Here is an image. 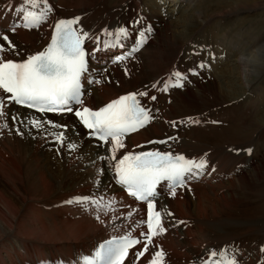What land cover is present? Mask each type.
I'll list each match as a JSON object with an SVG mask.
<instances>
[{"label": "bare ground", "instance_id": "obj_1", "mask_svg": "<svg viewBox=\"0 0 264 264\" xmlns=\"http://www.w3.org/2000/svg\"><path fill=\"white\" fill-rule=\"evenodd\" d=\"M102 1L103 0H78L73 2L72 0L71 2H68L67 0H56L55 4H51L53 11L50 13L48 21L42 24L39 29L26 31L21 27L17 28L14 32L15 36L10 39L16 45L19 43V46H21V43L28 45L26 54L24 55V57H26V55L34 54L46 46L51 25L55 20L70 16H78L80 17L78 22L79 27H81L84 31L89 32L92 37H100L101 46L105 39L110 41L115 40L114 36L108 37L103 35L105 29L114 32L118 26L127 27L128 35L126 37H122L116 47L125 46L124 52L129 51L131 53L137 40H139L136 32L138 29H141L142 24H144L143 16L145 15V9H143L142 12L139 10V0H122V2L125 1L127 6L131 5V9L134 8L133 13H130V11L127 12L126 10L123 14V10L118 11L119 8H116V11L113 14V19L110 22H107L101 19L99 16L100 12H98L97 9V6ZM158 1L159 6H162L166 2V0ZM170 1L172 2L170 5L171 12L175 10V12L180 14V18H178L179 21L175 19L173 20L175 22H172L169 19L172 15L168 12V16L159 21L160 31L162 33V35H160L161 37L157 35L156 39L153 40V44L152 42L148 44H152V47H148V51L147 49L144 50L145 58L143 62L145 72L143 76L145 80L142 82L143 84L141 83L138 87H134L132 89H126L120 86L116 87L113 83L90 84L88 80H95V74L97 71V67L93 64V62L104 60L105 58L104 54L106 52L101 50L97 52L96 55H90L88 57L89 71L82 76V85L84 89V95L82 98L84 104L92 109H96L121 94L147 90L151 95H156L157 100L146 101V98L139 99L146 101L147 106L152 109V113L155 117L153 119L154 121H150L146 127L133 132L124 138L126 151L140 152L150 149L169 150V145H171L170 150L173 152L183 153L192 159H206L208 154L204 156V152H207L208 148L206 151H204V149L207 147V143H209V147H220V145L229 146V148L226 146L228 151L227 153L230 158L234 160V157H240L239 149L242 145L239 143L247 142L248 147L253 148V150L258 148L257 140H255V138H261V135L264 132V123L259 122L257 124V122L253 121L251 123V135H246L244 127V129L241 127L238 130L236 128L237 124H235V126L232 125V127L228 124L224 125L222 115L219 111H217V108L216 111H212L211 115L209 114L211 116L209 118V127L211 128L209 133L206 131L207 133L195 134L194 136L192 135V139L188 137V141H184L186 136L183 137L180 134L174 135L173 132L163 136H157V134L160 135L161 129L170 119V112L175 110V108H180V106L183 108L186 107L190 115H192V113H199L201 109L199 107H195V103L193 102L194 97L201 94L202 90L204 88H209L210 85H212L211 93L214 94L215 97L219 95L216 90H220L219 92L222 94L221 96L229 97V95H233L232 98H229L230 102H238L241 98H244L246 96L245 89L241 87L240 90H238V85L235 84L234 81L229 80V78L234 77L230 73V70H224L225 68L222 69L221 67H227V64L232 61V63H235L233 69L237 72H240V70L244 68L246 69L247 75L256 73L260 64L264 62V39H262L264 38V35H261L260 38L256 40H246L242 43L241 47L224 52L221 62L218 63L220 66H212L213 71H211V69L208 72H204V75L201 74L197 80H191L192 83L190 90L184 88L186 91H184L182 95H178V97L173 100L170 105L167 104L166 106V104H163L165 101L159 102L160 99H158V96L163 94L162 82H171V79L174 77V75L171 74L175 72V69H178V71L182 73V68L178 63V60L181 59L179 56L180 53L191 52V50H197V47L199 48L198 42L191 39L197 36L198 33V31L191 27L192 22L196 20V17L193 15L194 13L190 12L191 16L186 17L189 14H186V12L179 13V8L177 6V3H182V1L187 0ZM191 2H193V0ZM194 2L197 4L196 6ZM194 2L192 3L193 8L201 6L202 8H205L204 11L201 8L202 13H210L206 19H210L215 16H236L237 14H240L238 13L240 10L233 6L225 11L224 14L226 15L220 14L219 10L210 12L212 8H217L216 0H209L205 4L202 1L197 0H194ZM21 3L22 0H0V28L7 30L14 24L20 23V19L16 12H9L8 8L9 5L17 6ZM201 4H204V6ZM150 10V6L148 5L146 11L149 12ZM150 13L152 14L151 11ZM185 17L187 20L186 24L184 21H181V19ZM133 21L137 22L132 23ZM128 23H132V26L129 27ZM146 25L147 24L145 23V26ZM175 28H179L181 31H176V29L172 33L171 38H168V36H166L168 34L167 32ZM181 36L184 37L183 43L175 44L174 40L176 39L177 42H180ZM230 38L231 36L228 35L227 40ZM94 44V39H88V50H91L94 47ZM209 44H211V42H209ZM241 50L246 53L243 60L238 58V53ZM124 52L114 54L108 66L115 62H124L125 59H120V57H124ZM191 53H194V51ZM208 56V59L211 62L212 53H210V55L208 54ZM8 58L19 60L21 59V56L12 55ZM94 58L97 60L95 59L94 61ZM202 62L203 61L200 58L193 59L192 66H198ZM217 62L219 61L217 60ZM203 64H205V62ZM138 77L139 76H137V78ZM206 77H209L210 79L208 82H205L204 85H201L200 81ZM153 83L158 84L157 89H152L151 85ZM238 92L240 94L239 96H236ZM247 96L249 97V95ZM247 103V100H241L239 106H246ZM6 112H9L10 114L12 112H18L22 115L26 114L28 118H48L57 116L58 122H61V117H63L59 114L48 115L35 113L30 110L17 107L14 104L9 105ZM9 118H11L10 115L8 119ZM64 121L67 125L66 133L75 139L76 148L70 150L69 153L66 154L61 164V168L64 171H76L80 169V174L82 175L84 173L85 175H83L88 177L87 182L74 190H69V192H67L68 190L60 191L59 188L58 190H52L53 184L50 179L45 176V173L41 169H37L36 172L39 178L43 179V181L40 180L37 183L42 186V189H39V195L35 198L33 194L38 193L36 191L37 185L33 187L23 183L28 175L25 171L26 158L23 151L20 148H11L7 146L0 150V160L6 161L5 159H8L9 162L13 161V163L11 162V171L14 170V172L18 175V177L13 181L9 177H5L3 174L5 172L0 170V180L2 179L0 183V264H83L82 260L84 258L94 256L95 250L101 241L121 235L122 228L129 231L132 236L135 237H138V233L141 231L142 226L139 222L144 221V204L136 202L133 203L132 199L125 196L120 186L116 185L114 180L111 179V173L106 171V164L97 159V152L101 155L104 154L102 147L99 149L95 148L93 150H86L84 148V150H82V139L86 138L87 140H90V138L87 136V130L79 124L78 119L75 116H71ZM240 130H242V132ZM257 130L258 132H255ZM2 131L7 135V137L10 136V134H8V129H5V131L3 129ZM153 135L156 136L153 137ZM168 137H173L174 139L169 140L168 144L165 145L146 144L147 141L154 138H156V140H160ZM41 140H44L43 134L38 135L35 138L32 150H29L32 151L34 156H37V148ZM97 143L98 142L95 141V146ZM140 143H145L144 147H136ZM222 151L224 150L222 149ZM15 154L19 158H15ZM75 155L78 157V160ZM13 158L15 159L13 160ZM257 160L259 161V157H257ZM252 163V161H249V164ZM71 164H74V166L72 165V168L69 167ZM230 164L223 173L218 170L214 171V169H211L213 166H209L201 177L187 181L184 187L178 188L175 195H171L169 188L167 187L158 188V191L160 190L159 195L161 197L156 200V207L161 211V218L166 231L163 234L156 235L154 237V242L155 245H158L165 253L164 264H191L196 260H200L201 257L207 258L208 252L211 250H217L219 256V250L224 249L228 256L231 257L233 256L230 251L231 247L240 243L244 244L243 241L239 242V238L242 234L247 232L251 235L252 239L258 240L261 244L259 242L256 244H260L259 250H256L254 246H252L251 249L246 247L244 249L245 253H241V257L246 254V256L254 257V259L252 258L245 263H242L240 260L239 263L264 264V253L260 251L261 247L264 246V221H257L260 219L257 218V216H264V198L261 197L264 194V185H259V188H263V194L255 198V200H253L251 204L247 205V207L241 209L242 214L250 221L246 222L244 220H236V217H241L240 211L237 212V210L234 211L232 209L234 212L230 210L231 213H229V211L226 212L224 209L226 207L231 208L232 205L234 203L236 204L240 199L241 191H237L238 187H241V190L246 189L251 191L253 189L250 185L249 178L256 177L257 179L258 174L256 176L253 169L249 172L248 170L238 171L232 163ZM259 164L261 170H264V159ZM99 168H105V172L101 177L97 176ZM218 178L226 179V183L224 185H212L218 181ZM262 181L264 180H261L260 182ZM4 182L9 185L7 187L6 185L4 186ZM67 182L69 183V181ZM186 188H191L193 190L197 189V192H194L192 196H189V194L183 193ZM221 188H227L225 193L220 191ZM51 192L53 193L52 196H48L47 194H50ZM259 192L261 191H256V193ZM82 195H91L97 199L103 198L105 202H107L110 197H115L118 201H122L123 205L118 203L114 206V212L109 210L108 216L101 215V219L104 221L102 223L96 219L95 211L85 210L84 207L75 202L71 204L67 203V201L72 200L74 197ZM29 198L38 199L37 201L51 198L48 202V208L52 211L53 216H56L57 214V219L59 221L61 220L62 222L66 221L67 223H76V220L73 219L76 216L89 221V226L91 227H86L85 225V229L83 230H77L75 232L72 231L73 233L63 231L57 233V236H48V233H36L34 232L36 230L34 226L36 219L34 217L32 219L31 216H28L29 214L33 215L32 211L36 212L41 210V208L43 210L46 209L41 207V205L44 204L43 202H36ZM128 205H131V208L134 209L133 215L130 218L126 215L129 210L127 207ZM54 208H56V210ZM208 211L210 213H207ZM169 213H171V215H169ZM207 215H210L211 217H207ZM43 216L46 218L50 217L47 213H44ZM89 216L93 217V220ZM87 217L91 219H88ZM113 220L115 221V228H117V230H107V232L106 229L108 227H112ZM240 224L246 225L247 228L235 227ZM188 225L194 227V230H191V232H185L184 230L188 227ZM68 235L70 236L68 237ZM160 235L163 238H159ZM138 238L142 243L143 237ZM234 241H236L237 244ZM38 242H41L46 246H43ZM139 246L141 247V244L134 247L130 251L132 256L129 254V256L126 257V264H147L146 257H148V253H145L144 257H139L137 262L133 261V255L137 250H139ZM149 251H152V246H150ZM76 257H79L78 263L75 262Z\"/></svg>", "mask_w": 264, "mask_h": 264}, {"label": "snow or ice", "instance_id": "obj_2", "mask_svg": "<svg viewBox=\"0 0 264 264\" xmlns=\"http://www.w3.org/2000/svg\"><path fill=\"white\" fill-rule=\"evenodd\" d=\"M8 11H15L20 23L14 24L7 32H15L17 28L39 29L49 19L53 8L49 0H22L17 6L9 5ZM80 17L71 19H57L51 31L50 42L43 50L34 54L21 56V52L12 42L7 32L0 33V130L9 128L8 117L11 116V124L15 126L18 121L27 120L26 127L30 126L39 131L44 125L50 128L67 129V125L57 124L50 119L28 118L26 114H10L6 112L9 105H18L22 108L34 110L36 113H73L79 124L87 130V136L98 143L96 148H103L104 154L97 152V159L106 164V171L111 173V179L115 184L132 198V202H140L147 205L146 220L140 221L141 231L138 237H143V242L132 234L121 229L122 234L101 244L96 249L94 256L86 257L83 264H123L128 250L134 245L141 244L136 251L137 258L146 257L147 264H164L165 253L158 245H155L154 237L166 231L161 218V213L155 211V197L157 185L166 182L171 195L176 194L178 188L185 186L187 181L201 177L209 167L205 158L192 159L184 154L169 150L150 149L140 152L126 151L125 137L146 127L155 117L152 109L146 101H156L157 96L151 95L147 90L130 92L120 95L107 104L97 109H92L84 104L82 91V76L89 71L88 57L96 55L101 50L116 47L122 37L128 35V28L118 26L114 32L107 29L103 35L115 37L114 41L105 39L101 46L100 37H92L89 32L77 27ZM133 21L132 23H136ZM150 32V29H149ZM86 39H94L95 44L91 50L84 47ZM146 40L145 33H140L132 52L142 46ZM132 53H129L131 55ZM21 56L15 60L9 56ZM126 57H120L125 59ZM198 67H204L203 64ZM193 75L197 72L191 70ZM172 81L173 87H182L185 76L176 71ZM88 82L100 83L99 80L89 79ZM163 91L169 89V81H164ZM152 89H157L158 84L153 83ZM139 98H146L142 101ZM79 105V107H76ZM173 127L175 121H170ZM183 123V122H181ZM198 123V121H194ZM16 135H23L19 129ZM57 143H63V132H49ZM168 137L162 140H149L148 144H168ZM70 150L75 149V144H68ZM136 147H144L137 145ZM249 153L251 149L247 150ZM94 163V162H93ZM105 168H99L97 176L101 177ZM77 203L85 210H93L96 219L104 222L101 215L108 216L109 210L114 212L116 204L123 205L115 197H110L107 202L103 198L97 199L91 195L76 196L67 203ZM127 217L133 215L134 209L128 205ZM171 215V213H169ZM146 225V229L143 227ZM112 227L116 224L113 220ZM152 246V251H149ZM260 251L264 253V246ZM201 264H239L235 255L229 257L224 249L211 250L207 258L201 257Z\"/></svg>", "mask_w": 264, "mask_h": 264}, {"label": "rangeland", "instance_id": "obj_3", "mask_svg": "<svg viewBox=\"0 0 264 264\" xmlns=\"http://www.w3.org/2000/svg\"><path fill=\"white\" fill-rule=\"evenodd\" d=\"M68 2H71L72 0H67ZM78 0H73V2H76ZM103 0L102 2L99 3L97 6L99 16L103 21L110 22L113 19V14L116 11V8H119L118 11L123 10V14L128 11L130 13H133L134 8L131 9V5H126L125 1L122 2V0H110V1H105ZM130 1V0H129ZM192 0H187V1H182V3H177V6L179 8V13H185L189 14L186 17L191 16L190 12L194 13L193 15L196 17V20L192 22L191 27L194 28L196 31H198L197 36L191 38L198 42L199 48L197 47V50H191L194 51V53L185 52V53H180L179 56L181 57L180 60H178V63L180 67L182 68V73L185 76V80L183 81V86L182 87H173L172 86V81L175 80V76L171 79V82L169 81V89L167 92L163 91V94L158 96V99H160L159 102L165 101L163 104L170 105L173 100H175L178 95H182L184 91H186L184 88H187V90H190L191 87V80H197L198 77L204 72H208L209 70L213 71L212 66H220L218 63L221 62V58L224 54V52L231 51L232 49L239 48L241 47L242 43L246 40H256L260 38L261 35H264V0H216V6L217 8H212L210 12L214 10H219L220 14H224L225 11L230 8V7H235L236 9H239L240 14H237L236 16L230 15V16H215L210 19H206L209 16L208 13H202L201 11V6H197L193 8V2ZM197 1H202L204 4L207 3L209 0H197ZM215 1V0H213ZM56 0H49L50 5L55 4ZM107 2V3H106ZM142 2V3H141ZM196 2V1H195ZM194 2V4H195ZM171 1L166 0V2L162 5L159 6V1L158 0H139V10L145 9V15L144 17V24H142L141 29H138L136 32V35L138 36V39H140V33L143 32L146 35V40L142 43V46L139 47V49L135 52H131V56H134L133 63L127 62L128 60L125 58V61H119L115 62L112 65L108 66V64L111 62V59L114 54L116 53H122L125 50V46L123 47H112L107 49L106 51L103 50V52H106L104 60L108 62L106 65H102V62L104 60H98L96 62H93V64L97 67L96 71V77L95 80H99L100 83H105V84H112L115 85L116 87H123L126 89H132L134 87H138L145 79H144V58H145V53L144 50L147 49L148 47H152L153 40L156 39L157 35L161 37V29H160V20L168 16L169 14L172 15L169 19L172 22H175L173 20L180 18V14L177 12L172 11L171 12ZM198 3V2H197ZM204 4H201L204 6ZM104 5V6H103ZM148 5L150 6V11H146ZM197 4H195L196 6ZM212 5V4H211ZM102 6V7H101ZM104 7V8H103ZM156 7V8H155ZM176 8V9H178ZM173 9V8H172ZM204 11L205 8H202ZM167 12V13H166ZM242 12V13H241ZM177 13V14H176ZM218 13V12H215ZM112 14V15H111ZM166 14V15H165ZM154 17V18H153ZM186 17L181 19V21H184L185 24L187 23ZM123 18V17H122ZM176 20V21H177ZM204 20V21H202ZM183 22V23H184ZM145 23L147 24L145 26ZM197 23V24H196ZM129 24V23H128ZM182 24V23H181ZM200 25V26H197ZM150 29V32H149ZM171 29L168 31L167 35L168 38H171L172 33L176 30ZM176 31H181L179 28ZM7 32V30H4L3 28H0V33ZM9 37H14L15 33L13 32H7ZM230 35L231 38L227 40V36ZM212 36V37H211ZM197 37V38H196ZM264 39V38H262ZM184 41V37L181 36L180 42H177L176 39L174 40L175 44H182ZM150 42H152L151 45ZM211 42V44H209ZM0 43H3L0 41ZM137 43V42H136ZM16 45V44H15ZM19 44L16 45L17 49L21 52V56H24L26 54L27 50V44L21 43V46ZM136 45V44H135ZM143 52V53H142ZM212 53L211 57V62L208 59V54L210 55ZM141 54V55H140ZM183 54V55H181ZM246 53L244 51H240L238 53V58L244 59V55ZM139 55V56H138ZM14 56V55H13ZM142 56V57H141ZM140 58V59H139ZM200 58L203 62H205L204 67H198V66H192V60L193 59H198ZM96 58H94L95 61ZM97 60V59H96ZM207 60V61H206ZM217 60L219 62H217ZM137 62V63H136ZM122 65V66H121ZM135 65V66H134ZM132 66V67H131ZM139 66V67H138ZM235 66V63H230L227 64V67H221L222 69L225 68L224 70H230V73L232 76L229 78V80L234 81L235 84L238 85L237 89L240 90L241 87H243L246 91V96L244 98H241V100H247L248 103L246 106H239L240 101L238 102H230L229 98H232V96L229 95V97L226 96H221L220 90H216L217 93L219 94L217 97H215L214 94L211 93V87L212 85L209 86V88H204L202 90V93L199 95H196L194 97V103L195 107H199L201 110L199 113H192V115L189 114L187 111L186 107L180 106V108H175V110L170 112L169 115V120L165 123V126L161 129L160 133L162 131L164 133L162 134H157V136L161 135H168V133H172L174 135L180 134L181 136L185 137L184 141H188L192 139V135L194 136L195 134H200V133H207L206 131L211 130L210 126V121L209 118L211 117L212 111H219L222 115L223 123L224 125H234L237 124L236 128L239 130L241 127L245 128L246 130V135H251V123L259 122L264 123V62H262L258 68V71L254 74L247 75L246 69H241L240 72H237L236 70L233 69ZM108 68V69H107ZM129 68H133L132 71ZM107 69V71H105ZM117 72H116V70ZM195 69L197 74L193 75L192 71ZM125 70V71H122ZM136 70V71H135ZM244 70V71H243ZM178 71V69H175V72ZM117 73V74H116ZM132 73V74H131ZM211 74V72H210ZM133 75V76H132ZM141 75V76H140ZM117 76V77H116ZM137 76H139L137 78ZM131 77V78H130ZM143 77V78H142ZM135 78V79H133ZM113 79V80H112ZM115 79V80H114ZM128 79V80H127ZM131 79V81H130ZM210 78L206 77L202 81H200L201 85H204L205 82H208ZM135 80V81H134ZM228 80V81H229ZM139 81V82H138ZM128 82V83H127ZM222 82V81H220ZM121 84V85H120ZM143 84V83H142ZM124 85V86H122ZM194 89V87H193ZM197 91V90H196ZM239 92L236 94V96H239ZM249 95V97L247 96ZM235 96V95H234ZM247 98V99H245ZM195 109V108H194ZM158 112V111H157ZM196 112V111H195ZM15 112H12L11 114H14ZM70 114V115H69ZM62 113L59 115H62V121L58 122V117L57 116H52L48 118H42V119H50L54 121L57 124L61 125H66V122L64 121L65 119L70 118L71 116H75L73 113ZM210 114V115H209ZM197 115V116H195ZM181 116V117H180ZM199 117V118H198ZM175 118V119H174ZM9 121V127L8 128V134H10L9 137L5 133H3L2 130H0V150L4 149L6 146L11 147V148H20L23 153L25 154L26 158V163H25V171L26 174V180L23 182L25 184H28L30 186L35 187L37 185L36 191L38 192L39 189H42V186L37 184L40 180L43 181V179L39 178L36 170L41 169L47 178L50 179V181L53 184L52 190H55L59 188V190H65L69 192V190H74L79 186H82L85 182H87L88 177L83 176L80 174V169L73 171V170H68L64 171L61 168V164L66 156V154L69 153L70 149L67 147L68 144L72 143L75 144V139L71 136H69L66 133V130L63 128H55L52 129L50 128L49 125H44L42 129L37 131L36 129L31 128L30 126L26 127L25 125L27 124V120H23L21 122H17L15 126L11 124V118L8 119ZM154 121V120H153ZM170 121H175L176 126L173 127L172 124L169 122ZM194 121H198V123H194ZM183 122V123H181ZM208 125V126H207ZM249 125V126H248ZM168 126V127H167ZM167 127V128H166ZM243 128V129H244ZM251 128V129H250ZM19 129L21 132H23V135H16L15 130ZM242 129V130H243ZM248 129V130H247ZM12 132H11V131ZM242 130H240L242 132ZM5 131V129H4ZM250 134H249V132ZM38 132V133H37ZM49 132H56L60 133L63 132L65 139L63 143H57L54 138L49 135ZM255 132H258L255 131ZM34 133V134H33ZM67 135H66V134ZM43 134L44 140H41L39 145H38V152L36 153L37 156H34L32 153V146L35 138L38 135ZM6 135V136H5ZM37 135V136H36ZM264 132L261 135V138L256 137L255 140H257V145L258 148L254 149L248 147L247 142H242L239 143L240 145V157L238 158L234 157V160H232L227 153L226 146L227 145H220L219 146H208L209 143H207V147L204 149L208 148L207 152H204V156L208 154V157L206 158L208 165L213 166L211 169L214 171L218 170L221 173H223L227 167L229 166L230 163H232L238 171H251V169L254 170V174H258V178L256 177H250V185L253 187L251 191L242 189L241 187H238L237 191H241V197L237 201V203L233 204L232 207H226L224 210L226 212L229 211H236L241 212V209L244 207H247V205L251 204L255 198L259 197L261 194H263L262 189L264 188H259V185H264V181L260 182L261 180H264V170H261L260 167V162L264 159ZM155 136V135H153ZM29 137V138H28ZM32 137V138H31ZM73 138V139H71ZM157 138V137H156ZM82 139V137H81ZM83 141V148L86 150H93L96 148L95 146V139L90 138V140L82 139ZM87 140V141H86ZM10 141V143H9ZM97 142V141H96ZM88 143V144H87ZM206 143V142H205ZM247 143V144H246ZM40 147V148H39ZM229 148V146H227ZM222 149L224 151H222ZM226 149V152H225ZM251 149V152L249 153L247 150ZM81 150V151H82ZM227 154V155H225ZM76 156V155H75ZM15 158H19L14 155ZM257 157H259V161L257 160ZM9 158V157H8ZM13 158V160L15 159ZM76 159L78 160V157L76 156ZM6 161H1V166L0 170L4 171L3 173L5 177H9L13 181L18 177V175L14 172V170L11 171V162L13 161H8V159H5ZM249 161H252V164H249ZM74 164H71L69 167L72 168ZM231 165V164H230ZM232 165V167H233ZM239 167V168H238ZM264 168V167H263ZM242 174V173H241ZM253 174V173H251ZM253 174V175H254ZM247 175V174H246ZM245 176V175H244ZM66 179H65V178ZM260 177V178H259ZM262 178V179H261ZM63 179V180H62ZM69 179V180H68ZM2 180V179H1ZM0 180V183H1ZM69 181V183L67 181ZM210 182V181H209ZM208 182V183H209ZM226 183V179L224 178H218V181L215 184L212 185H218L222 184L224 185ZM6 187L9 185L4 182V186ZM66 187V188H65ZM63 188V189H62ZM187 189V190H186ZM186 192L184 190V194H189V196H192L194 192H197L196 190H193L191 188H186ZM227 188H221L220 191H223L225 193V190ZM256 191H261L259 193H256ZM58 192V191H57ZM76 192V191H75ZM52 192L50 194H47L48 196H52ZM34 197L36 198L39 195V192L37 194H33ZM264 195V194H263ZM261 196L264 198V196ZM50 196V197H51ZM56 197V196H55ZM161 197V196H160ZM54 198V197H53ZM158 198V197H157ZM156 198V199H157ZM31 199V198H29ZM51 198L49 199H43L40 201H37L38 199H31L36 202H43L44 204L41 205V207H44L46 210H41L39 211H44V213H47L50 215V217L46 218L43 216V211H32V214H29L28 217H33L36 219L35 223V228L36 230L34 232H41L44 234L49 235H55L57 236V233L67 231L69 233H73L77 230H83L86 227H91L89 226V221L85 219H81V217H74L73 219L76 220V223H67L66 221H59L57 219V214L56 216H53L52 211L48 208V202ZM160 199V198H159ZM47 206V208H46ZM56 210V208H54ZM233 209V210H232ZM223 210V211H224ZM231 210V211H230ZM233 211V212H234ZM207 213H210L209 211ZM223 213V212H222ZM228 213V214H229ZM227 214V215H228ZM91 217V216H89ZM207 217H211L210 215H207ZM88 218V217H87ZM93 220V217H91ZM88 218V219H91ZM260 218L257 221H264V216L263 217H258ZM236 220H244L246 222H249L247 217H245L242 212H241V217H236ZM91 221V220H90ZM92 224V223H91ZM235 227H244L247 228L246 225H236ZM104 228V227H103ZM107 230H115L113 227H109L106 229ZM191 230H194V227H191L188 225V227L184 230L185 232H191ZM73 231V232H72ZM96 232H102V231H96ZM108 232V231H107ZM231 232V231H230ZM70 235H68L69 237ZM159 238H163L161 235ZM239 242L243 241L244 244H238L234 245L231 247L230 251L232 252L233 255L238 259V261L241 260L242 263H245L254 257H248L246 254L241 257V253H245L244 249L246 247L250 248L254 246L256 250H259V245L261 242L258 240L252 239L251 235L247 232L244 233L240 236ZM236 242V241H234ZM233 242V243H234ZM258 243V245H256ZM39 244L44 245L41 242H38ZM237 244V242H236ZM78 258H75V262L78 263ZM135 260V257H133ZM137 261V260H135ZM253 261V260H252ZM62 262V261H59ZM240 262V263H241ZM239 263V264H240ZM47 264V263H46Z\"/></svg>", "mask_w": 264, "mask_h": 264}]
</instances>
